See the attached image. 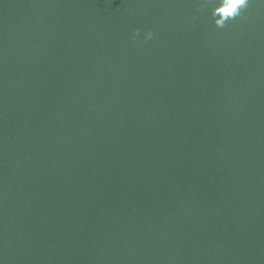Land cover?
Returning <instances> with one entry per match:
<instances>
[{"label": "water", "instance_id": "water-1", "mask_svg": "<svg viewBox=\"0 0 264 264\" xmlns=\"http://www.w3.org/2000/svg\"><path fill=\"white\" fill-rule=\"evenodd\" d=\"M0 264H264V0H0Z\"/></svg>", "mask_w": 264, "mask_h": 264}, {"label": "clouds", "instance_id": "clouds-1", "mask_svg": "<svg viewBox=\"0 0 264 264\" xmlns=\"http://www.w3.org/2000/svg\"><path fill=\"white\" fill-rule=\"evenodd\" d=\"M250 0H209L211 4V14L214 18V24L217 27H223L230 19H234L241 15L242 10L248 8ZM204 7V5H201ZM140 30L133 31L131 39L135 41L139 35ZM154 32L149 30L144 33V41L152 39Z\"/></svg>", "mask_w": 264, "mask_h": 264}]
</instances>
